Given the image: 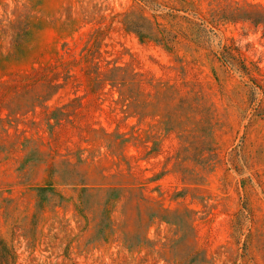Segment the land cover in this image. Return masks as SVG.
I'll return each instance as SVG.
<instances>
[{
  "label": "rangeland",
  "instance_id": "374dc122",
  "mask_svg": "<svg viewBox=\"0 0 264 264\" xmlns=\"http://www.w3.org/2000/svg\"><path fill=\"white\" fill-rule=\"evenodd\" d=\"M0 264H264V0H0Z\"/></svg>",
  "mask_w": 264,
  "mask_h": 264
}]
</instances>
